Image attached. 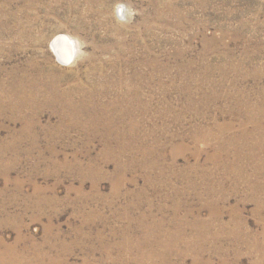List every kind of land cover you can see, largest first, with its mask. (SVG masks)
Masks as SVG:
<instances>
[{"label":"rangeland","instance_id":"1","mask_svg":"<svg viewBox=\"0 0 264 264\" xmlns=\"http://www.w3.org/2000/svg\"><path fill=\"white\" fill-rule=\"evenodd\" d=\"M0 264H264V0H0Z\"/></svg>","mask_w":264,"mask_h":264},{"label":"bare ground","instance_id":"2","mask_svg":"<svg viewBox=\"0 0 264 264\" xmlns=\"http://www.w3.org/2000/svg\"><path fill=\"white\" fill-rule=\"evenodd\" d=\"M71 41L68 38L62 37L54 43L53 48L56 52L55 54L62 63H70L74 58V50Z\"/></svg>","mask_w":264,"mask_h":264}]
</instances>
